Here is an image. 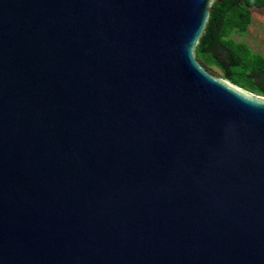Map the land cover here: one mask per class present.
I'll return each mask as SVG.
<instances>
[{"label": "water", "instance_id": "obj_1", "mask_svg": "<svg viewBox=\"0 0 264 264\" xmlns=\"http://www.w3.org/2000/svg\"><path fill=\"white\" fill-rule=\"evenodd\" d=\"M224 0H0V264H264V97L196 49Z\"/></svg>", "mask_w": 264, "mask_h": 264}, {"label": "trees", "instance_id": "obj_2", "mask_svg": "<svg viewBox=\"0 0 264 264\" xmlns=\"http://www.w3.org/2000/svg\"><path fill=\"white\" fill-rule=\"evenodd\" d=\"M264 8V0H224L216 3L196 49L204 67H216L223 78L264 97V56L232 38L244 35L252 13Z\"/></svg>", "mask_w": 264, "mask_h": 264}, {"label": "rangeland", "instance_id": "obj_3", "mask_svg": "<svg viewBox=\"0 0 264 264\" xmlns=\"http://www.w3.org/2000/svg\"><path fill=\"white\" fill-rule=\"evenodd\" d=\"M232 38L246 43L254 52L264 56V8L253 11L252 24L248 27L246 34H234ZM205 68L210 74L219 78L223 77L216 67Z\"/></svg>", "mask_w": 264, "mask_h": 264}]
</instances>
